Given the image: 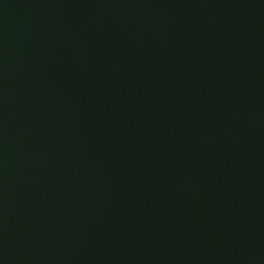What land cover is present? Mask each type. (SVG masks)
<instances>
[{
	"label": "water",
	"instance_id": "95a60500",
	"mask_svg": "<svg viewBox=\"0 0 264 264\" xmlns=\"http://www.w3.org/2000/svg\"><path fill=\"white\" fill-rule=\"evenodd\" d=\"M0 264H264V0H0Z\"/></svg>",
	"mask_w": 264,
	"mask_h": 264
}]
</instances>
